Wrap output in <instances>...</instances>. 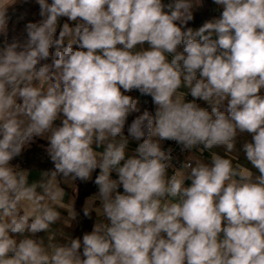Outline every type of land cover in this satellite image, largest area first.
I'll list each match as a JSON object with an SVG mask.
<instances>
[{
  "label": "clouds",
  "instance_id": "clouds-1",
  "mask_svg": "<svg viewBox=\"0 0 264 264\" xmlns=\"http://www.w3.org/2000/svg\"><path fill=\"white\" fill-rule=\"evenodd\" d=\"M23 2L0 0V264H264V0L199 27L204 0H35L9 40ZM37 141L51 168L14 163Z\"/></svg>",
  "mask_w": 264,
  "mask_h": 264
},
{
  "label": "trees",
  "instance_id": "trees-1",
  "mask_svg": "<svg viewBox=\"0 0 264 264\" xmlns=\"http://www.w3.org/2000/svg\"><path fill=\"white\" fill-rule=\"evenodd\" d=\"M215 8L211 3V0H204L203 7L194 10V21L190 22L189 26L199 27L205 20L215 16ZM9 25H8V39L11 40L14 36L23 37L25 35L24 28L28 22H35L40 19L39 5L35 3V0H28V2L18 3L14 6V9H9ZM66 19V18H65ZM63 19V22H65ZM62 22V23H63ZM61 23V24H62ZM3 39V37H0ZM139 100L138 107L141 111L148 109L153 110L151 98L147 96H141L137 91L129 93ZM131 119V117H130ZM45 141H37L31 148L25 151L21 158H18L14 163L19 162L23 167L34 168L38 170L51 168L52 165L49 162L46 154L44 153L41 145H44ZM78 196H77V210L80 211L85 199L96 191L95 186L92 183L79 184L78 182ZM94 218V214H93ZM93 221L83 217L81 212L80 223L76 225L73 235L80 236L84 231H90Z\"/></svg>",
  "mask_w": 264,
  "mask_h": 264
},
{
  "label": "built area",
  "instance_id": "built-area-1",
  "mask_svg": "<svg viewBox=\"0 0 264 264\" xmlns=\"http://www.w3.org/2000/svg\"><path fill=\"white\" fill-rule=\"evenodd\" d=\"M219 13L217 12L215 15H218ZM63 22V19L61 20V23ZM189 99H191L190 97H189ZM201 103V105L202 106H205V107H207V105L206 104H204V102H200ZM168 146H171V147H173L174 148V155L175 156H179V158H180V160H183L184 159V155H182L181 153H180V149H179V147L177 146V145H175L173 142H166V144H165V147H168ZM186 155V154H185Z\"/></svg>",
  "mask_w": 264,
  "mask_h": 264
},
{
  "label": "crops",
  "instance_id": "crops-1",
  "mask_svg": "<svg viewBox=\"0 0 264 264\" xmlns=\"http://www.w3.org/2000/svg\"><path fill=\"white\" fill-rule=\"evenodd\" d=\"M214 8H215V12L217 13L218 11H216V6H215V5H214ZM216 13H215V14H216ZM132 147H135V145L133 144ZM238 147H239V145H238ZM217 151H220L221 154H222V152H223L222 149H217ZM208 155H209V154H208L207 152L204 154L205 159H208ZM241 159H243V154H241ZM68 191H69V194H71V189H68ZM94 218H95V214H94ZM75 228H76V225L74 226V229H71V230H69V231H71L72 234H74Z\"/></svg>",
  "mask_w": 264,
  "mask_h": 264
}]
</instances>
